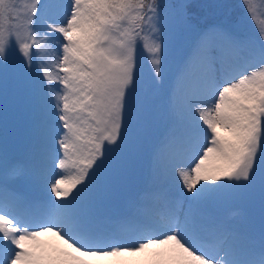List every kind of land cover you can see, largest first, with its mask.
<instances>
[{
    "label": "snow or ice",
    "instance_id": "obj_1",
    "mask_svg": "<svg viewBox=\"0 0 264 264\" xmlns=\"http://www.w3.org/2000/svg\"><path fill=\"white\" fill-rule=\"evenodd\" d=\"M188 7L0 0V123L10 91L32 120L22 158L0 141V264H264V21L244 35ZM129 141L147 178L110 213ZM238 188L258 190L257 236L213 210Z\"/></svg>",
    "mask_w": 264,
    "mask_h": 264
},
{
    "label": "trees",
    "instance_id": "obj_2",
    "mask_svg": "<svg viewBox=\"0 0 264 264\" xmlns=\"http://www.w3.org/2000/svg\"><path fill=\"white\" fill-rule=\"evenodd\" d=\"M197 1V0H195ZM225 1V6L220 8L219 11L209 6L210 2L202 0L201 2L197 1L196 6L197 9L194 10V6L189 5L190 15H194L196 18L208 21H217L216 23H225L231 25L237 31L244 35H253L257 33L259 25L262 21H264V0H247V4L251 5L256 11L255 13L258 15L257 19H250L249 14L246 12L245 0H221ZM168 3L173 5H178L184 3V0H167ZM215 4V3H212ZM205 13H211L214 15L215 19H203L196 15L197 11H203ZM219 15V16H218ZM202 16V15H201ZM184 37L181 39V44H184ZM20 56L18 53L13 52L9 55V67L14 68L19 65ZM153 92V78L151 73V66L146 59L144 60V71L142 75L141 86L138 89V94L141 97L150 96ZM30 112L15 98L14 93L12 91L9 92V98L6 106V111L4 113L3 122L0 123V130L5 132L3 126L4 124H10L11 126H15L17 123L24 122L25 119L30 118ZM127 153V170L123 175L124 179L121 182L122 190L125 189L126 185L134 188L142 187L144 181L147 178L148 171V160L146 151H143L142 157L138 155L142 150L138 149L137 146L132 142L126 145L125 149ZM137 168L139 170L137 171ZM231 191V189H229ZM128 188H126L125 193H127ZM229 191V192H230ZM243 193L247 195L249 199L255 202V200L259 201L258 190L253 191L250 189H244ZM227 190H225L222 198L218 201V203H222V205H228V209L243 205L238 199H234L235 195H230ZM231 199L228 200L227 198ZM258 197V198H257ZM243 202L244 199H241Z\"/></svg>",
    "mask_w": 264,
    "mask_h": 264
},
{
    "label": "rangeland",
    "instance_id": "obj_3",
    "mask_svg": "<svg viewBox=\"0 0 264 264\" xmlns=\"http://www.w3.org/2000/svg\"><path fill=\"white\" fill-rule=\"evenodd\" d=\"M197 1L201 2L202 0H197ZM197 1H195V0H184V3H187V4L192 3V5L194 6V10H196L197 9V6H196ZM204 1L210 2L208 5L212 6L216 10H218L219 14H220V8H223L225 6V3H226L225 1H221V0H204ZM212 3H215V4H212ZM262 7L264 9V6H262ZM187 11H188V13L190 12L189 7H188ZM196 15H199V17H201L203 19H215L213 14L205 13L204 9H203V11H197ZM191 16L198 23H216L217 22V21H211V20L206 22L205 20H201V19L196 18L194 15H191ZM257 18H258V15L256 13H254L252 19H257ZM182 38L183 37L179 34V32H177V34L173 37V46L171 49V60L173 62L178 58L180 51L183 47V45L181 44ZM21 62H22V60L20 58L19 64ZM146 62H148L147 59H146ZM3 128L5 130L6 135L11 136V139L15 143V145H14L15 149L12 151V149L9 148V146L3 142V139L1 137L2 135L0 133V141H2L6 145L9 158H13L14 156H18V157H14L13 159L22 158L31 146V129H32V126H30L29 124L21 125V123H17L15 126H11L10 124H4ZM138 170H139V168H137V171ZM114 184L116 186V179H114ZM242 190H243V188H238V189H231V191L230 190H227V191L228 192L230 191L229 192L230 195H235L234 199H238L244 206H242L241 208H233L230 210V209H228V205H222V203H220L218 205V207H220V215H223V216L233 220L237 224L246 226L250 230H258L260 228V203L257 200H255V202H254L251 199H249L247 197V195L245 193H243ZM30 195L34 199H41V198H44L46 196V193L37 187V188H32L30 190ZM117 195H120L119 192H117ZM111 197H112V199L110 200V202L108 201V211L110 213H119V212H123L126 210V203L128 200L127 193L124 194L123 197L121 198L120 196H116V192L114 190L111 193ZM227 199L230 200L231 198L228 197ZM241 199H244V201L242 202ZM248 218L252 222L246 223L248 221ZM148 255L149 254H147V253L144 254L141 257V259L146 260L148 258Z\"/></svg>",
    "mask_w": 264,
    "mask_h": 264
}]
</instances>
